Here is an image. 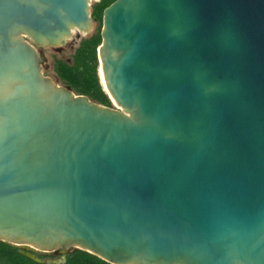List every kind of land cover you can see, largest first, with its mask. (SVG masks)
Segmentation results:
<instances>
[{"label": "water", "instance_id": "1", "mask_svg": "<svg viewBox=\"0 0 264 264\" xmlns=\"http://www.w3.org/2000/svg\"><path fill=\"white\" fill-rule=\"evenodd\" d=\"M93 1L0 0V242L37 264H264V0L114 1L97 57L121 110L32 46L90 33Z\"/></svg>", "mask_w": 264, "mask_h": 264}, {"label": "trees", "instance_id": "2", "mask_svg": "<svg viewBox=\"0 0 264 264\" xmlns=\"http://www.w3.org/2000/svg\"><path fill=\"white\" fill-rule=\"evenodd\" d=\"M116 0H99L91 6V18L97 25L96 29L84 38L73 53L70 62L56 60L53 72L63 86L75 95L87 97L89 100L112 108L108 95L105 93L100 76L97 50L101 45L103 11ZM43 264H109L85 251L68 250L58 262L46 260ZM0 264H37L22 255L15 247L0 242Z\"/></svg>", "mask_w": 264, "mask_h": 264}, {"label": "rangeland", "instance_id": "3", "mask_svg": "<svg viewBox=\"0 0 264 264\" xmlns=\"http://www.w3.org/2000/svg\"><path fill=\"white\" fill-rule=\"evenodd\" d=\"M96 3L92 2L91 6ZM91 9V8H90ZM97 25L93 23V29L90 33H92L96 29ZM90 33L88 34H78L76 31L72 33L71 37L67 38L65 40V44L53 48H44L35 46L32 43V46L35 48L37 53L44 55L46 58V62L42 65V73L44 76L50 78L56 85L63 86L61 82L57 79L53 72V65L56 60L64 61V62H70L71 57L75 50L78 48L80 42L86 38ZM112 104V108L116 110H121L116 104L110 100ZM71 250V249H69ZM46 260H51L53 262H58L60 260V257L62 254L58 252L53 253H43Z\"/></svg>", "mask_w": 264, "mask_h": 264}, {"label": "flooded vegetation", "instance_id": "4", "mask_svg": "<svg viewBox=\"0 0 264 264\" xmlns=\"http://www.w3.org/2000/svg\"><path fill=\"white\" fill-rule=\"evenodd\" d=\"M13 247H15V246H13ZM21 254L23 253V250L21 249V248H19V247H15ZM58 253H60V252H58ZM36 256H38V257H44V255H43V252H40V251H37V250H35V253H34ZM61 254V253H60ZM23 255V254H22ZM63 255V254H62ZM50 261V260H49Z\"/></svg>", "mask_w": 264, "mask_h": 264}, {"label": "bare ground", "instance_id": "5", "mask_svg": "<svg viewBox=\"0 0 264 264\" xmlns=\"http://www.w3.org/2000/svg\"><path fill=\"white\" fill-rule=\"evenodd\" d=\"M99 76H100L101 83H102V85L104 87V82H103L102 73H101V65L99 66Z\"/></svg>", "mask_w": 264, "mask_h": 264}]
</instances>
